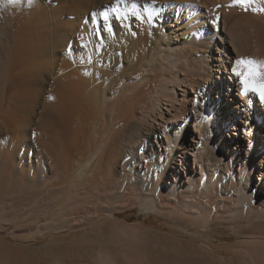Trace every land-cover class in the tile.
Wrapping results in <instances>:
<instances>
[{"label":"bare ground","instance_id":"bare-ground-1","mask_svg":"<svg viewBox=\"0 0 264 264\" xmlns=\"http://www.w3.org/2000/svg\"><path fill=\"white\" fill-rule=\"evenodd\" d=\"M250 1L0 0V180L35 185L48 195L62 191L67 178L95 181L103 168L117 180V188L107 185L120 197L147 185L146 196L136 201L144 212L162 210L156 201L164 198L162 187L169 200L200 187L214 196L210 203L219 210L224 200L215 176L218 161L229 171L238 169V203L250 207L264 189V99L259 92L242 94L236 71L247 70L238 61H254L264 52V0ZM231 3L238 8L229 9ZM176 88L183 91L184 105L174 100ZM188 89L218 90L220 100L202 109ZM193 113L195 132L186 139ZM243 114L259 128L248 130ZM155 158L164 161L156 174ZM192 159L193 168L188 167ZM258 172L263 175L253 183ZM230 182L235 184L233 177ZM60 209L58 219L43 221L19 246L0 241V264H41L71 243L96 249L92 234L34 247L49 235L90 224L106 237L111 234L109 247L116 244L122 254V261L113 258L98 238L90 264L150 262V232L142 224L122 220L116 211ZM249 245L247 264H264V239ZM242 253L237 248L235 257Z\"/></svg>","mask_w":264,"mask_h":264},{"label":"rangeland","instance_id":"rangeland-1","mask_svg":"<svg viewBox=\"0 0 264 264\" xmlns=\"http://www.w3.org/2000/svg\"><path fill=\"white\" fill-rule=\"evenodd\" d=\"M234 7L238 8L237 6H234L233 3L229 5V9H234ZM248 7H251V5ZM248 10L242 9L241 11L247 12ZM249 11L251 12L252 9ZM193 29L196 30L194 26ZM263 47L264 46H261V48ZM259 53L260 52H258V55H255L256 60L254 59V61H256V63L259 62V64H263L264 52L262 54L260 53V55ZM259 64L257 63V67ZM236 83L239 82L236 81ZM188 91L191 97H197V101L202 109L205 107L210 108L213 103L220 100L218 90H215L211 93H207V91L203 92L200 89L197 91V93H193L191 89H188ZM176 92L177 93L174 95L175 99H173L176 103L179 102L177 106H180V104L184 105L186 102L182 98L183 91L177 89ZM222 93L224 95V91H221V95ZM209 94H211V96H209ZM256 94H258V92H256ZM206 98L207 100H205ZM258 103L259 99L257 98L255 100V106ZM188 105L191 107L190 103ZM256 113L258 116L262 114L260 108L257 107ZM192 117L193 118L186 125L183 132V136L186 139L190 138V132H195L196 115L193 113ZM242 117L249 118L248 130L251 129L254 131L259 128L257 121L253 117L245 114H243ZM257 144H260V133L256 135V146ZM219 147L221 150H224L226 149L227 144L222 141ZM246 148H248L247 143ZM243 154H245V151H243ZM257 157L260 159V156L257 155ZM216 158H218V155ZM156 159L157 158L152 161L156 170L155 174L158 171L160 164H164V161L159 162L158 159ZM214 165H216V179L221 181L220 187L218 189L221 191L218 194H220L224 200L222 205L219 206V210L218 206L216 207L217 210H215V207L211 204V200L214 201V196H212L211 193L208 194L206 190H203L200 187L195 188L194 191L188 195L185 192H179L178 195L172 200H169V197L165 192L166 188L162 187L161 191L164 198L156 199V201L158 203L160 202V205H162V210L158 213L144 212L136 201L141 200V198L146 196L148 189L147 185H137L135 191L133 188H129L125 193L126 195L123 194L124 196H121V198L118 196V189H116V185H118L117 180L112 178L116 182H111L112 179L109 178L106 170L103 168H101V172L97 174V180L95 181H83L82 179L81 181L78 180L75 183L72 178H67L68 180L65 182V187L62 189V191L54 190L49 192L48 195L46 194L47 192H45V190L35 185L24 184L20 181L16 182V184H13L15 182H12L11 180H0V241H3V239L12 241L13 245L19 246V244L23 241L21 239L24 238L27 240L28 237H30L32 233H34V231L38 228L39 224L43 223V221H48L49 218L52 219L53 217L54 219H58L57 212L60 208L68 212L69 210L77 212L80 210L79 212H86L90 209L92 211L94 208L96 210L98 209L97 207H99L100 210H98L100 212L116 211V217L129 223L142 224L150 232V244L148 247V250H150L148 251L150 262L144 264H241L243 263L241 261L245 259V257L247 260L245 259L244 263H250L251 258H249L246 254L249 251L250 240L254 241L261 238L264 239V189H261L260 194L255 196V201H253L250 207H243L241 204L239 205L238 196H236L235 191V186L238 180V169L234 168L232 171H229L225 163L218 161H216ZM193 166L194 161L192 159L188 167L193 168ZM102 170L104 173L106 172L105 176ZM260 170L261 169H259V171ZM100 175L102 178L99 177ZM260 175L263 174L259 172L255 174L253 176L252 182L258 183ZM112 177L117 179L118 174L114 173ZM231 177H233V180H235V184L233 185L230 182ZM105 178L107 179L105 180ZM107 184H113L116 186V188L111 185L113 186L112 188ZM110 193H112V195L115 193V196H111ZM116 195L117 198H120L119 204L117 203L118 199L116 198ZM131 196H135L137 199H132ZM113 197H115V203L112 200ZM124 197L127 199L121 200ZM115 199L117 200L115 201ZM121 201L123 202L120 203ZM196 211L198 213L200 212V215H198ZM218 212L223 217L221 220L219 218L217 219V217L215 219V214ZM101 233L102 230L95 224L78 226L75 228V230L69 232L66 231L49 235L45 239L40 240L34 247L40 249L46 247L47 244L51 242L66 243L72 242L73 240H82L84 237L86 238L87 235L90 236L92 234V236H96L93 238L91 236L92 244L97 246L96 249L95 246L93 247L92 245L91 247L88 246L86 248L81 246L78 242V245L73 243V245L76 246H73L71 243L64 249L62 248L63 250L59 249L57 250L58 252L55 251V256L53 255L52 259L49 258L50 256H47V258H42L41 264L43 263L42 261H44L43 264H56L53 263L56 257L59 258L61 262L65 260V264H90V259L93 257H91V255H94L99 251L97 241H100L101 239V244L104 243V250L106 252L108 250L109 252L111 251L110 253L113 258H117V260L122 261V254L117 248H115L116 244H113V247H109L112 246L114 241H111L112 239H110L111 234H107V236L109 235L110 237H106V234ZM106 239L107 242L105 243ZM241 239H243V241H241ZM103 240L105 241L103 242ZM109 242L112 243L108 245ZM71 245L72 247H70ZM68 246L70 248H68ZM105 248H107V250ZM237 248H241L243 251L242 255L240 256L241 258L239 257L240 259L235 257L237 254ZM95 251L97 252L94 253ZM128 255L133 258L132 253H129V251ZM130 257L128 259H131ZM134 260L135 258L132 259V261ZM229 261L233 262L230 263Z\"/></svg>","mask_w":264,"mask_h":264},{"label":"snow or ice","instance_id":"snow-or-ice-1","mask_svg":"<svg viewBox=\"0 0 264 264\" xmlns=\"http://www.w3.org/2000/svg\"><path fill=\"white\" fill-rule=\"evenodd\" d=\"M240 4L250 3V0H237ZM255 10V9H254ZM260 11H264L261 8ZM134 15H138L134 13ZM105 19L107 15L105 14ZM238 64L244 65L247 69L246 71H236V75L241 78V83L243 85V93L246 95L248 92H259L261 99H264V64H261L259 68L256 67V62L253 60H240Z\"/></svg>","mask_w":264,"mask_h":264}]
</instances>
